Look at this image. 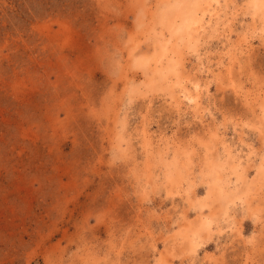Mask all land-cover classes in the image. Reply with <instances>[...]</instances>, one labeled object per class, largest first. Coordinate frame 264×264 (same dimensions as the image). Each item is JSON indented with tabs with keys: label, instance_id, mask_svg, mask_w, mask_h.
<instances>
[{
	"label": "rangeland",
	"instance_id": "rangeland-1",
	"mask_svg": "<svg viewBox=\"0 0 264 264\" xmlns=\"http://www.w3.org/2000/svg\"><path fill=\"white\" fill-rule=\"evenodd\" d=\"M258 1L0 0V264H264Z\"/></svg>",
	"mask_w": 264,
	"mask_h": 264
},
{
	"label": "bare ground",
	"instance_id": "bare-ground-1",
	"mask_svg": "<svg viewBox=\"0 0 264 264\" xmlns=\"http://www.w3.org/2000/svg\"><path fill=\"white\" fill-rule=\"evenodd\" d=\"M256 5L258 6V7H263L264 6V2L263 1H258L257 3H256ZM210 17V16H209ZM214 23V22H213ZM187 25V24H186ZM186 27V26H185ZM200 28V27H199ZM201 29H202V27H201ZM169 56V55H168ZM165 58H166V56H164ZM159 58H161V57H159ZM168 58V57H167ZM163 61V60H162ZM165 61L167 62V65H168V67H172V64H171V61H170V58H168V61L165 59ZM165 61H164V63H165ZM153 64H155L154 62H153ZM158 64H160V63H158ZM175 66V65H174ZM154 65L152 66V68H151V70L152 69H154V68H156V67H158L157 66V64H156V66L154 67ZM167 67V66H166ZM172 69H174V67L172 68ZM171 70V69H170ZM154 71V70H153ZM157 71V70H156ZM155 73V72H154ZM197 83V82H196ZM192 84V83H191ZM199 84V83H198ZM197 85V84H196ZM184 86V85H183ZM198 87V86H197ZM186 88V87H185ZM184 88V89H185ZM194 88V87H193ZM197 89V88H196ZM187 89H185V91H186ZM185 91H183V96L190 102V104L192 103L194 106H198V101H197V99H195L193 96H191L188 92L189 91H187V92H185ZM195 91V90H194ZM197 91V90H196ZM191 92V91H190ZM258 93V92H257ZM257 93H256V95H257ZM197 96V95H196ZM199 96V95H198ZM256 98V97H255ZM254 100V99H253ZM259 100H261L260 98H259ZM263 100V99H262ZM259 104H261V103H259ZM260 107H262V106H260ZM194 109H195V107H193ZM200 108V107H199ZM198 109V108H197ZM199 110V109H198ZM232 159H234L233 161H234V163H232L233 165L236 163V162H238V164H239V166H240V169L242 170L243 168H242V163H241V161H239V158L238 157H232ZM247 159H248V157H247ZM236 161V162H235ZM238 164L236 165V166H238ZM239 166H238V168H239ZM235 167V166H234ZM245 168V167H244ZM235 169V168H234ZM237 170V169H236ZM234 173H236L235 171H233ZM236 180V179H235Z\"/></svg>",
	"mask_w": 264,
	"mask_h": 264
}]
</instances>
